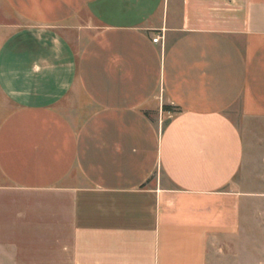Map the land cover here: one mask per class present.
<instances>
[{
  "label": "crops",
  "instance_id": "0c3cea01",
  "mask_svg": "<svg viewBox=\"0 0 264 264\" xmlns=\"http://www.w3.org/2000/svg\"><path fill=\"white\" fill-rule=\"evenodd\" d=\"M263 200L264 0H0V264H208Z\"/></svg>",
  "mask_w": 264,
  "mask_h": 264
},
{
  "label": "rangeland",
  "instance_id": "374dc122",
  "mask_svg": "<svg viewBox=\"0 0 264 264\" xmlns=\"http://www.w3.org/2000/svg\"><path fill=\"white\" fill-rule=\"evenodd\" d=\"M216 218L224 225L223 204H217ZM208 264H264V202L243 209L241 225L231 235L219 231L210 238Z\"/></svg>",
  "mask_w": 264,
  "mask_h": 264
},
{
  "label": "built area",
  "instance_id": "2783aa9c",
  "mask_svg": "<svg viewBox=\"0 0 264 264\" xmlns=\"http://www.w3.org/2000/svg\"><path fill=\"white\" fill-rule=\"evenodd\" d=\"M160 38H161V36L158 35V36H156V37L153 39V41H154V42H158V41L160 40Z\"/></svg>",
  "mask_w": 264,
  "mask_h": 264
},
{
  "label": "trees",
  "instance_id": "16d2710c",
  "mask_svg": "<svg viewBox=\"0 0 264 264\" xmlns=\"http://www.w3.org/2000/svg\"><path fill=\"white\" fill-rule=\"evenodd\" d=\"M170 107L165 106V109H169Z\"/></svg>",
  "mask_w": 264,
  "mask_h": 264
}]
</instances>
